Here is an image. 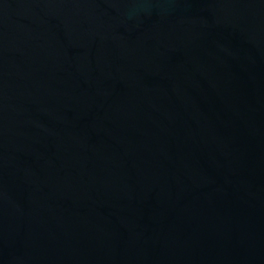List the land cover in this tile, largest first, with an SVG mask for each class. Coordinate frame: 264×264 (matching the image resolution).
<instances>
[{
  "label": "water",
  "instance_id": "1",
  "mask_svg": "<svg viewBox=\"0 0 264 264\" xmlns=\"http://www.w3.org/2000/svg\"><path fill=\"white\" fill-rule=\"evenodd\" d=\"M0 264H264V0H0Z\"/></svg>",
  "mask_w": 264,
  "mask_h": 264
}]
</instances>
